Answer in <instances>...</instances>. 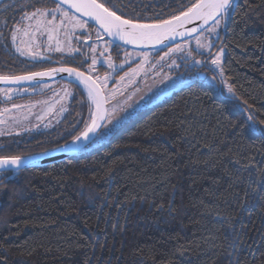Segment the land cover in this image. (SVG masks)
Instances as JSON below:
<instances>
[{"label": "trees", "instance_id": "obj_1", "mask_svg": "<svg viewBox=\"0 0 264 264\" xmlns=\"http://www.w3.org/2000/svg\"><path fill=\"white\" fill-rule=\"evenodd\" d=\"M30 4L0 0V74L61 64L87 72L86 43L84 51L55 52L51 60L16 53L10 33L24 24ZM238 4L218 32L234 95L197 79L143 108L89 153L0 175V264H264V0ZM149 7L147 21L170 16L179 4ZM54 89L4 103L0 93V106ZM71 90L75 100L69 97L56 125L0 136V156L70 145L82 127L72 124L88 115Z\"/></svg>", "mask_w": 264, "mask_h": 264}, {"label": "snow or ice", "instance_id": "obj_2", "mask_svg": "<svg viewBox=\"0 0 264 264\" xmlns=\"http://www.w3.org/2000/svg\"><path fill=\"white\" fill-rule=\"evenodd\" d=\"M179 7L172 10L170 16H161L156 14V18L151 21L145 20L140 16L135 8L132 12H126L125 9L131 5V0H31L29 5L33 10L31 12H25L22 19L29 21H35L34 31H44L48 33V40L51 41L54 38V34H58L62 28H66L67 25L72 27H87L89 31L95 29L96 37L98 41L103 40V35L109 37V40H103L105 47L97 55V45H89L92 55L85 57L81 61V67L84 63L90 59L91 63L88 64L87 74L80 70V67H71L61 64L60 67H46L39 71H28L24 75H10L0 74V83L5 85H15L21 81H36L33 88L42 86L49 87L47 83L41 85L40 81L44 77L49 79L54 78L61 73H67L68 86L62 88L59 92H54L53 97L48 100L41 101L47 105V111L52 112L56 104H59L57 109V115L67 111V106L63 101L71 97L75 100V95L71 90L75 87L77 93L83 97V99L76 101L80 103L82 107L87 109V118L82 117V111H77V115L82 118L79 121H74L72 127H76L77 124H82V127L76 128V131L72 133L71 144L67 148L68 151H80L87 148L91 144L101 142L104 137L111 132L116 126L125 118L130 117L132 113L126 111L125 108L120 107L119 101L116 104L112 102L116 99L117 93L121 92L120 88L110 89L108 87L109 82L114 80L116 75H119L121 70H124L125 65H128V70L124 71L123 75H119V81L123 83L126 78L129 82L135 79V77L142 70L144 63H149V57L153 53L159 56L161 61L166 57L170 59L171 64H175V60L171 59V54L174 52H185L188 57H191L194 64H200L201 61L195 59L193 52L202 55L199 50L207 47L209 50L215 46V42L209 41L207 44L203 43L199 37L195 36L196 33L203 31L213 33L217 37L219 33L216 31L220 25L221 20L230 16L237 7H239L238 0H177ZM39 5V6H37ZM79 13V16L76 15ZM84 17L88 19L85 20ZM59 21V23H57ZM89 21L91 23H89ZM199 21V24L196 22ZM194 25L185 31L180 29L185 28L186 25ZM7 23H4V28H7ZM28 28H33L32 24H29L27 28L23 29L24 35H28ZM21 32V28L17 27L14 31H11V40L15 45V51L20 56H28L34 62L39 60H51L50 56H45L39 51V46H33L32 43L25 44L21 40L20 44H16L18 33ZM4 35L0 30V37ZM66 36L71 34L65 32ZM179 35L184 37L185 35L193 36L196 39L197 47L195 49H186L177 44L175 48L171 45H166V40H175V37ZM6 39V37H5ZM131 46L130 51L128 47ZM163 46V47H158ZM6 51L9 55L11 49L5 45ZM148 49V50H145ZM167 49V50H165ZM49 51L55 52H80L79 48L62 47L59 40L56 41L55 47L51 44L48 46ZM123 52L124 59L117 63L120 54ZM163 52V55L160 53ZM108 53L107 55H105ZM81 55H84L81 53ZM134 58H140L134 61ZM58 63L60 61H57ZM133 62L136 63L135 67H132ZM212 64L220 67V58L216 56L211 60ZM70 63V62H66ZM99 64L100 70L103 71V76L97 74V65ZM105 65L107 66L105 69ZM36 65L33 64L32 67ZM152 66V65H150ZM220 75L223 76V69H220ZM40 78V79H37ZM215 79V74L212 77ZM165 80L171 79L170 76L164 77ZM64 80V77H61ZM232 91L231 88L228 89ZM13 88H0L7 100H12L11 93ZM27 91V89H25ZM62 93V94H61ZM122 94V92H121ZM131 97H127L124 104L128 107L133 105L128 104V100ZM143 99V97H141ZM137 103H139L137 101ZM109 105H112L109 107ZM14 107H20L19 105H13ZM120 111L125 112V116H119L117 114V108ZM251 107V106H250ZM9 109L5 108L4 111ZM43 120V116L38 117ZM248 123L249 129L255 133L257 126L254 122L253 116L249 114ZM112 125L111 128L108 126ZM48 125H45L47 127ZM105 129L106 131H101ZM0 135H3L0 132ZM28 166L25 162L22 164L21 157L19 156H0V175H4L8 172H14V169ZM2 183V182H0ZM259 183L264 184V180Z\"/></svg>", "mask_w": 264, "mask_h": 264}, {"label": "rangeland", "instance_id": "obj_3", "mask_svg": "<svg viewBox=\"0 0 264 264\" xmlns=\"http://www.w3.org/2000/svg\"><path fill=\"white\" fill-rule=\"evenodd\" d=\"M231 20V15L226 17L224 20H221L219 27L217 28V32H219L220 28L225 27L227 23H229ZM59 23V21H57ZM29 24L33 25V28H28V35H24L23 29L27 28ZM19 27L21 28V32L18 33L16 44H20L21 40L25 42V44L32 43V45L39 46V51L45 55L49 56L55 51H49L48 46L51 44L53 48L55 47L56 41L59 40L61 42L62 47H68L71 48H79L80 51H84L86 49V45H97V55H99V52L103 50L105 47V44L103 40L98 41L96 37L95 30H92L91 32L87 27L81 28V27H72V25H67L66 28H62L58 34H54V38L49 41L48 40V33L44 31H34L35 27V21H29L25 19L23 25H17L14 30ZM65 32L70 33V36H66ZM199 39L207 44L209 41L215 42L216 35L213 33H209L206 31H203L199 35H197ZM86 40L90 41L89 44H86ZM94 41V42H93ZM181 47L186 49H195L197 47L196 39L193 37L191 39H188L184 42L179 43ZM15 47V45H14ZM174 46L173 48H175ZM167 50V49H165ZM213 49H208L207 47H204L200 49L199 51L202 52V55L197 54L196 52H193V56L195 59L200 60V64H194L191 57H188L185 52H174L171 54V59L175 60V64H171L170 59L168 57L165 58V60L162 61V71L158 70L156 74L152 71L156 69L155 66H158L161 64V60H158V58L153 57V55H150L149 57V63H144L142 70L139 72V74L135 77L132 82H129L128 78L125 79L123 83L119 81V75H123L122 72L119 73V75H116L114 79L115 80V86L112 87V80L109 82L108 87L110 89L120 88L121 92L117 93L116 99L112 102L113 104H116L117 101H119L120 107H123L126 109L127 112L136 114L139 108H136V104H132L136 109L133 111L132 107H128L124 104V101L127 97H131L130 100H128V104L131 105V101L133 100L134 103L137 101L139 102L141 97L147 98L148 102H152L156 99H159L162 97H166L173 91L180 89L184 86H187L189 84H192L195 80L201 79L207 83H210L214 85L216 88H221L224 90V92L227 95H234V90L230 86L228 80L226 79L224 68H223V62L225 59V48H221L220 51L211 57L209 54L211 53ZM76 52V51H73ZM56 53H65L69 54L68 51L65 52H56ZM72 54V52H71ZM106 53L105 55H107ZM163 55V52H162ZM175 55L179 57H175ZM216 56H219L220 58V67L218 68L216 65L212 64L211 60L214 59ZM26 58L31 59L28 56H24ZM207 57V58H206ZM139 58H134V61ZM134 63V62H133ZM208 63V64H207ZM207 64V67H205ZM152 65V66H150ZM127 65H125L126 67ZM136 63L132 64V67H135ZM107 66L105 65V68ZM99 64L97 65V72H94L93 75H101V72L99 71ZM223 69V76L220 75V69ZM127 69V68H124ZM192 70H196V72H193ZM149 75V73H151ZM199 72H202L200 74ZM215 74V79H213V75ZM103 76V74L101 75ZM170 76L171 79L165 80L164 77ZM151 79V80H150ZM139 83L143 84V88H139L137 85ZM45 84V83H43ZM41 84V85H43ZM49 87L45 88L42 86H38L33 88L32 87H25L23 89H14L12 94L14 96H20L27 94H37V93H46L49 90L54 91L49 94H45L41 97H32L28 98L26 100H21L13 103H5L4 105L0 106V132L3 133V135H0L1 137H14L16 135H20L23 133H33L36 130L44 129L52 127L53 125H56L65 115V112H63L60 115H57V109H59V104L55 105V108L52 112L47 111V105L40 103L41 101L48 100L50 97H53L54 92H59L62 88L66 87V85H59L56 81L47 83ZM229 88L232 89L231 92H229ZM27 89V91H25ZM3 94L2 92H0ZM62 94V93H61ZM1 97V96H0ZM13 97V96H12ZM139 97V100L136 98ZM2 100L4 98L1 97ZM69 98H67L63 103L67 106ZM13 105H19L20 107H14ZM112 105H109L111 107ZM9 109L8 111H4V109ZM68 108V106H67ZM117 114L119 116H125L126 113L120 111V108H117ZM127 117L123 119L121 122H125L127 119H130L132 117ZM43 116V120L39 119L38 117ZM120 122V123H121ZM251 123V121H250ZM45 125H48L45 127ZM109 128L112 127V125L108 126ZM117 127V126H116ZM115 129V128H114ZM113 129V130H114ZM109 132L104 139L95 144L89 145L87 148L80 150L79 154H86L97 147L103 145L107 142L109 135L113 132ZM101 131H106L105 129H101Z\"/></svg>", "mask_w": 264, "mask_h": 264}, {"label": "water", "instance_id": "obj_4", "mask_svg": "<svg viewBox=\"0 0 264 264\" xmlns=\"http://www.w3.org/2000/svg\"><path fill=\"white\" fill-rule=\"evenodd\" d=\"M77 16H79V13H76ZM85 20H87L88 18L87 17H84ZM89 23H91L89 21ZM200 22L197 21L196 24H199ZM194 25L192 24H189V25H186L185 28L183 29H180V31H185L186 29L188 28H191L193 27ZM203 30L201 32H198L195 34V36L199 35L200 33H202ZM108 40L110 39L109 37H107L106 35H104ZM193 38V36H188V35H185L184 37H181L179 35H177L175 37V40H172V41H169V40H166L164 43L166 45H176V44H179L181 42H184L188 39H191ZM90 42V41H88ZM130 49H132L131 46H126ZM158 47H163V46H158ZM145 50H148V49H145ZM82 71V70H81ZM85 72V71H84ZM87 74V72H85ZM64 77V80H68V77H67V73H61L59 75H56L54 78L52 79H49L48 77H44L40 83L43 84V83H49V82H53V81H59L61 80V77ZM37 79H40V78H37ZM36 84V81H21L20 83L18 84H15V85H5L3 83H0V88H19V87H32L33 85ZM69 147L66 146L64 148H61L57 151H53V152H50V153H47V154H43V155H37V156H33V157H25V158H21V161H22V164L27 162L28 163V166H23L21 168H18V169H14V171H19V170H24V169H27V168H32V167H37V166H43V165H46V164H50V163H54V162H57V161H61V160H64V159H67L75 154H77L79 151H68L67 148Z\"/></svg>", "mask_w": 264, "mask_h": 264}, {"label": "flooded vegetation", "instance_id": "obj_5", "mask_svg": "<svg viewBox=\"0 0 264 264\" xmlns=\"http://www.w3.org/2000/svg\"><path fill=\"white\" fill-rule=\"evenodd\" d=\"M156 1H160V0H131V5L129 6V7H127L126 9H125V11L126 12H132V10H133V8H135V10L137 11V13L140 15V16H146L147 17V15H145V14H143V12H147L148 11V9H150V7H149V5L151 4V3H153V2H156ZM143 10V11H142ZM92 30H95V29H92ZM91 30V31H92ZM90 31V32H91ZM102 35H103V39L104 40H108L105 36H104V34L102 33ZM215 40V46L214 47H212L211 49H213L212 51H211V53L209 54L211 57L215 54V52L217 53L218 51H220V49H221V45L220 44H218L219 43V36L217 37L216 36V38L214 39ZM89 41V40H88ZM87 40H86V44H89V42H88ZM91 44V43H90ZM89 44V45H90ZM177 45V44H176ZM176 45H173V46H171V47H174V46H176ZM129 50L131 51L132 49H130L129 48ZM153 55V57H155V58H158V60H160L159 59V56H156L155 55V53H153L152 54ZM160 55H162V52L160 53ZM177 55H175V57H176ZM177 57H179V56H177ZM207 58V57H206ZM124 59V57H123V52H121V54H120V59L119 60H117L116 62L117 63H119L120 61H122ZM140 59V58H139ZM135 63V62H134ZM133 63V64H134ZM208 64V63H207ZM207 64H206V66L205 67H207ZM128 65L125 67V68H127V69H124V70H121L120 72H122V74H124V71H126V70H128ZM156 67V69L154 70V71H152L153 72V74L155 73L156 74V72L158 71V70H161L162 71V61H161V64H159L158 66H155ZM193 72H196V70H192ZM119 72V73H120ZM152 72L151 73H149V75L150 74H152ZM200 74H202V72H199ZM114 79H116V78H114ZM151 80V79H150ZM199 80H201V79H199ZM116 82H115V80H112V82H111V84H112V87L113 86H115L116 84H115ZM139 88H143L144 86H143V84L142 83H139L138 85H137ZM5 88V87H4ZM23 88H25V87H19V88H13V89H23ZM27 95H29V96H31V95H33V94H27ZM35 95V94H34ZM11 96H13L12 97V99L14 98V99H16V98H19L20 96H14L12 93H11ZM23 96H25V95H23ZM4 100H1V102L2 103H4V101H8L7 100V98L5 97V95H4ZM137 100H139V97H137L136 98ZM160 99H162V97H160L159 99H156V100H154V101H152V102H148V100H147V98H143V99H140V101H139V103H134V101L132 100L131 101V105L132 104H136V108L138 109L139 108V110L137 111V113L136 114H138L143 108H145L146 106H148V105H150V104H152V103H154V102H156V101H158V100H160ZM9 103H13V102H9ZM2 105H4V104H2ZM135 108V109H136ZM136 114H133L132 115V117L133 116H135ZM131 117V118H132ZM130 118V119H131ZM130 119H127L125 122H127V121H129ZM125 122H121V123H119L117 126H120L121 124H124Z\"/></svg>", "mask_w": 264, "mask_h": 264}]
</instances>
